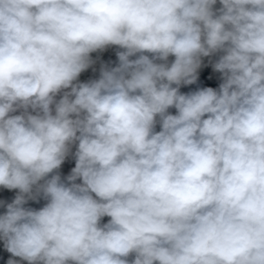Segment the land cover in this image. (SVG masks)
<instances>
[{
    "label": "clouds",
    "instance_id": "clouds-1",
    "mask_svg": "<svg viewBox=\"0 0 264 264\" xmlns=\"http://www.w3.org/2000/svg\"><path fill=\"white\" fill-rule=\"evenodd\" d=\"M0 187L7 264H264V0H0Z\"/></svg>",
    "mask_w": 264,
    "mask_h": 264
},
{
    "label": "trees",
    "instance_id": "trees-1",
    "mask_svg": "<svg viewBox=\"0 0 264 264\" xmlns=\"http://www.w3.org/2000/svg\"><path fill=\"white\" fill-rule=\"evenodd\" d=\"M219 3L216 5V7H219ZM116 47L113 46V47H110L106 50L105 54H104V59H106V61H112V62H115L116 61ZM103 55V54H102ZM170 60L173 59L172 57L169 58ZM207 58H205V64H207ZM91 73V72H90ZM90 76V74H89ZM89 76L84 80V81H87L89 79ZM218 76L219 74L218 73H215L213 72L211 66H207V67H202L200 70H199V83H200V86L201 87H218L220 81L218 79ZM79 79L82 81V78L81 76L79 77ZM197 81V82H198ZM198 87L197 83L196 84H193V85H189V86H184L181 88V91L182 92H188V91H192V90H195L196 88ZM171 112H175V109H170ZM157 130H159V128L157 127ZM109 218L108 217H105L103 218V221L102 222H107Z\"/></svg>",
    "mask_w": 264,
    "mask_h": 264
},
{
    "label": "rangeland",
    "instance_id": "rangeland-1",
    "mask_svg": "<svg viewBox=\"0 0 264 264\" xmlns=\"http://www.w3.org/2000/svg\"><path fill=\"white\" fill-rule=\"evenodd\" d=\"M103 62H105L103 60ZM198 87L200 86L199 81L197 82ZM75 166V162L73 159L69 158L65 161V163L61 166V173L62 175L66 176L70 173L71 168ZM18 190H8L4 189L3 187H0V202H11L12 199H14L15 195L17 194ZM44 201H40L39 203H35L32 201H29L28 207H33V208H39L43 205ZM5 211V208L3 206H0V214H3ZM11 258V254L6 251L4 248V243L2 240H0V264H7V261ZM19 260V258H15ZM22 264H27V262H22Z\"/></svg>",
    "mask_w": 264,
    "mask_h": 264
},
{
    "label": "crops",
    "instance_id": "crops-1",
    "mask_svg": "<svg viewBox=\"0 0 264 264\" xmlns=\"http://www.w3.org/2000/svg\"><path fill=\"white\" fill-rule=\"evenodd\" d=\"M102 53H93L92 56L93 58L95 59L97 56H99L100 58L102 57ZM92 71L91 68H89L87 71H85L84 73L81 74V78H82V81H84L90 74V72Z\"/></svg>",
    "mask_w": 264,
    "mask_h": 264
},
{
    "label": "built area",
    "instance_id": "built-area-1",
    "mask_svg": "<svg viewBox=\"0 0 264 264\" xmlns=\"http://www.w3.org/2000/svg\"><path fill=\"white\" fill-rule=\"evenodd\" d=\"M105 52H106V51L103 52V55H102V57L100 58V60H101V61L104 60L105 62H108V61H106V59H104V57H103L104 54H105ZM95 67H96L97 71H96V72L91 71L90 76H89V79H90V78L98 77V75H99V72H98V69H99V61L97 62V64L95 65Z\"/></svg>",
    "mask_w": 264,
    "mask_h": 264
}]
</instances>
